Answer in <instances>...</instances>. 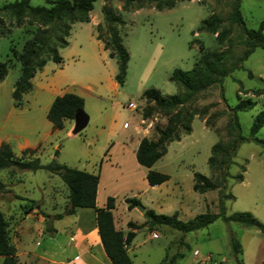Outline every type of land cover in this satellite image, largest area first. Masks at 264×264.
Segmentation results:
<instances>
[{
    "label": "rangeland",
    "instance_id": "obj_1",
    "mask_svg": "<svg viewBox=\"0 0 264 264\" xmlns=\"http://www.w3.org/2000/svg\"><path fill=\"white\" fill-rule=\"evenodd\" d=\"M13 1L0 0V5ZM29 1L33 6L46 5L45 0ZM233 1L191 0L178 2L173 8L161 11L151 5L135 11H123V0H107V4L125 21L118 29L122 44L129 54L124 84L113 87L117 66L115 60L103 50L102 44L96 42L94 27L100 24L104 29V24L101 12L103 1L95 0L89 12L90 21L71 25L68 45L60 48L63 63L48 61L45 69L36 72L35 79H32L33 88L22 97L21 108L13 106L11 96L14 82L20 75L18 56L38 23L34 21L29 24L26 21L16 27L9 12L0 11L4 21V33L0 35V61L9 65L8 74L0 82V118L8 120V123H12L16 115L24 119L31 118L30 124L35 125V129L33 127L31 130L32 136L28 134L29 129L23 130V133L42 144L27 157L37 156L41 163L55 159L58 163L97 174L102 165V189L97 202L105 205L106 198L113 197L115 206L112 215L115 220L136 222L139 225L133 238V247L128 251L133 264H159L166 255L170 257L174 253L183 254L178 264H202L193 255V250H198L201 255L211 254L210 264H264V235L253 227L216 219L205 228L187 233L164 225L148 229L142 222L149 219L136 207L128 209L125 202V198L137 197L145 209L150 202L158 203L161 214L166 215L174 212L168 210L169 201L183 200L194 204L195 211L199 212L181 216L179 219L183 221L206 211V206L197 203L199 197L201 202L205 198L209 210L216 213L217 190L208 191L203 196L194 192L191 187L192 173L199 172L217 181L220 166L210 168L207 163L211 147L214 144L230 147L234 134L229 126V108L234 107L238 99L250 98L256 102L253 108L236 112L240 135L247 140L238 145L227 169L224 193H230L234 198L225 200L224 206L226 215L248 211L264 223V126L255 134L261 143L250 136L253 118L264 110V94H253L255 89L264 88V49L256 47L244 61H239L245 50V28L257 29L259 22L264 20V0H240L243 26L230 25L227 21ZM211 13L222 18L217 32L224 28L230 30L227 39L221 44L216 43L215 34L200 30L201 21ZM262 34L264 37V30ZM200 46L203 51H226L227 64H240L241 68L234 69L223 79L224 101L219 86L212 85L188 105L195 112L191 132L182 135L179 141L170 142L165 155L151 167L152 170L169 175V180L159 187H150L145 179L147 170L137 167L132 149L137 138H156L155 127L165 126L168 114L157 111L144 122H139L145 106L141 95L149 88L159 90L162 95L176 94L178 87L169 77L175 68L191 69L201 53ZM42 71L53 82V93L56 95L66 91L83 98V110L89 119L78 134L71 133L73 121L62 129L53 130L47 120L46 105L51 96L40 88L42 81L38 78L42 76ZM129 102L137 105L136 110L127 107ZM138 124L141 127L137 132ZM51 129L53 131L49 133ZM14 153L17 157L21 156V151ZM108 157L109 164L106 163ZM238 174L243 175L242 182L235 181L234 176ZM0 180L3 183L0 210L8 221L11 242L18 237V222L27 214H30L26 219L30 221V226L39 224L35 228L36 233L41 230L45 234L38 238V250L42 252L54 233L45 231L46 218L58 229L70 225V220H90L82 213L91 215L93 211L88 208L79 209V213L74 215L63 214L67 206L68 189L56 174L44 170L17 169L10 175L8 169H4L0 170ZM190 192L195 194V198H189ZM30 199L35 204L26 213ZM56 214L63 216L55 219ZM151 233H156L157 237L153 238ZM231 235L242 248V254L236 259L229 246ZM24 242L26 245L25 237Z\"/></svg>",
    "mask_w": 264,
    "mask_h": 264
},
{
    "label": "trees",
    "instance_id": "obj_2",
    "mask_svg": "<svg viewBox=\"0 0 264 264\" xmlns=\"http://www.w3.org/2000/svg\"><path fill=\"white\" fill-rule=\"evenodd\" d=\"M95 0H45L46 5L30 4L29 0H15L13 2L0 5V11L6 10L14 18L16 27L23 25L26 21L32 24L38 23L37 29L32 31L33 35L27 39L18 56L20 64V75L14 82L11 93L12 102L15 107L22 106L23 94L28 93L33 88L32 79L36 72L41 70L48 61L62 64L63 59L59 54V49L68 45L71 25L76 22L87 23L90 21L89 12L93 9ZM101 6L102 20L104 29L100 24L95 25V38L102 44L103 50L116 62L117 71L114 75L116 83L120 86L124 84L129 54L122 44V38L119 35V26L125 24V21L119 14L107 4V0H102ZM191 0H123V11H135L148 5L156 10L173 8L178 2H187ZM27 19V20H26ZM230 25L236 24L243 26L244 21L240 12V0H234L231 11L227 17ZM222 18L211 13L207 18L201 21L200 30L215 34L216 43L221 44L227 39L230 30L222 29ZM264 20L259 22L257 29L245 28L244 45L245 50L239 61H244L256 47L264 49ZM4 33V21L0 17V35ZM201 52L189 70L175 68L169 80L178 87V92L173 95H162L159 90L149 88L143 91L141 98L145 106L141 112V119L150 117L154 112L164 111L168 114L165 126L155 127L156 138L150 139L142 137L139 140L135 151L136 162L145 167L147 172L145 179L150 186L160 185L169 179V175L151 169V166L167 152V146L172 141H179L182 135L191 132V122L195 115L188 105L202 91L212 85H218L221 99L224 101L222 82L234 69L241 68L240 64L234 63L232 66L227 64L226 51L206 50L200 46ZM8 63L0 61V82L8 74ZM249 75L250 72L248 73ZM253 94L260 96L264 94V88H258ZM256 104L250 98L238 99L234 107L229 108L231 119L229 126L233 130V139L230 147H223L214 144L211 147V155L208 158L210 168L220 166L217 181L202 175L199 172L192 173V190L199 194H204L211 190H217L218 211L212 213L206 204V211L195 215L193 218L182 221L178 218V212L174 211L170 215L156 213L153 209L146 208L143 215L148 218L146 224L148 229L157 226H168L181 233L196 231L207 227L216 219L224 222H235L244 227H253L264 235V223L256 219L250 212H234L230 215L225 214L224 202L227 199H233L232 194L224 193L226 188L227 169L232 163L238 145L247 140L240 135L237 111H246ZM84 100L81 96L74 93L65 92L57 95L51 102L46 118L52 124L53 129L64 128L66 120H72L76 111L83 110ZM207 120L205 124L207 126ZM264 126V110L259 111L252 120L250 127L251 139L256 142H262L255 137L258 130ZM57 152V151H56ZM33 153V149L21 151V156L17 157L12 151L10 145L2 142L0 145V170L8 169V173L13 175L15 170H44L51 174H56L68 189L67 206L64 215H74L79 208L92 209L95 213V222L102 247L111 264H133L127 253V247L135 237L139 225L134 222H127L128 230L123 232L116 229L113 223L112 210L114 209V198L108 196L105 205L96 208V190L99 181V174L76 169L63 163H58L55 159L47 163H41L37 156L27 157V154ZM222 153L223 156L220 154ZM243 172L245 171L244 168ZM235 181L242 182L243 175L234 176ZM3 189V183L0 180V191ZM127 208L131 209L140 200L137 197L125 198ZM26 213L33 208L35 201L30 199ZM63 214H56L55 219H61ZM46 216V215H45ZM45 231L53 233L55 228L50 220H45ZM231 253L237 258L242 254L240 243L231 235L229 239ZM0 264H20L16 247L11 242L8 232V221L0 210ZM183 257L182 253H174L172 256L166 255L159 264H178V260ZM237 261V260H236Z\"/></svg>",
    "mask_w": 264,
    "mask_h": 264
},
{
    "label": "crops",
    "instance_id": "obj_3",
    "mask_svg": "<svg viewBox=\"0 0 264 264\" xmlns=\"http://www.w3.org/2000/svg\"><path fill=\"white\" fill-rule=\"evenodd\" d=\"M96 42L98 43V40ZM60 50L61 49H59V53H61ZM45 67L46 65L42 69H45ZM40 75H42L38 78L40 81H42V84H40V88L44 89V91L47 93L48 96L49 95L51 96L49 97L48 104L46 105V113H47V110L51 102L53 101L54 97H56L57 95L56 93H53L54 92L53 86H52L53 82L49 81L48 74L42 71ZM35 77L36 76H34L33 79H35ZM116 84H117L116 82H112L113 87H116ZM65 92L62 91L59 95H62ZM15 108H21V107H15ZM30 119L31 118L24 119L21 116L16 115L12 123H8V120L6 121L5 119L0 118V145L2 142L8 143L13 152L22 151L25 149H35L38 146H40L42 144L41 141L36 140V139L34 140L31 137H28L27 135L23 133V130L29 129L30 132L28 134L32 136L31 130H33V127L35 129V125L30 124L31 123ZM144 121L145 120L140 119L139 122H144ZM67 123H72V120H66L64 125H66ZM140 127H141L140 124H138V126L136 127L137 132ZM53 130L51 129L49 133L52 132ZM139 140L140 139L137 138V140L134 143V147L132 149V152L134 153V155H135V151L138 146ZM106 163L108 164L110 163L109 157L107 158ZM137 167L139 168L143 166L137 163ZM143 168L147 170L145 167ZM101 171H102V165L100 168L99 181H98L97 190H96V202H95L96 208H101L104 206L103 203L99 204L97 202L98 195L102 189ZM167 181L163 182L162 184L166 183ZM192 183H193V180L191 181V187H192ZM162 184L150 186V187H159ZM146 189H149V188L147 187ZM204 194H200V196L201 195L203 196ZM188 195H189V198H195V194L191 192ZM197 203L202 204V206H205L206 199L204 198L203 201L201 202L200 198L198 197ZM167 204L169 206L168 210L178 212V218H180L181 216H190L188 214H192V212H199V211H195L196 208L194 204H190L183 200H180V201L176 200V202L169 201ZM146 206L150 209H153L156 213L162 212L161 206L158 205V203L153 204L152 202H150V205H146ZM79 209H82V208H79ZM79 209L76 210V214L79 213L80 211ZM82 213L88 216L90 220H70V225H67L66 227H63L61 229L54 227L55 231L53 235L51 236V238H49V242H47L44 245L45 247H43V252L38 250L40 246V242L38 238L44 237L45 234L42 233L41 230L40 232L37 231L36 233L37 229L35 228H38L39 224L37 223L36 226H33V227L30 226L29 225L30 221L28 222V220H26L27 217L30 216V214H27L23 220H20L18 222V225H17L18 237L16 236L12 240V243L16 247V252H17V256H18L20 264H111V261L108 259V257L106 256L104 252L102 243L98 235V230H97L96 222L94 219L95 217L94 211L92 212L91 215H88L87 212H82ZM197 214L199 213H196L195 215ZM183 221H186V220H183ZM127 222L129 221L125 222L123 220H115V218L113 217L114 227L116 229L122 230L123 232H126L128 230ZM142 223L144 224V227L147 228L146 220L145 222H142ZM151 236H152V233H151ZM24 237L27 238L26 245L24 244L25 243ZM156 237H153V238H156ZM28 242L30 244H33V246L32 245L30 246ZM19 243H22V245L20 246ZM132 247H133V240L130 243V245L127 247V253L129 249H131ZM48 250H53V252L48 251ZM1 261H2V257H0V263Z\"/></svg>",
    "mask_w": 264,
    "mask_h": 264
},
{
    "label": "water",
    "instance_id": "obj_4",
    "mask_svg": "<svg viewBox=\"0 0 264 264\" xmlns=\"http://www.w3.org/2000/svg\"><path fill=\"white\" fill-rule=\"evenodd\" d=\"M88 115L84 112V110L76 111L73 115V128L71 130V133L73 135L78 134L80 131L84 129V127L88 123ZM140 212L145 211V207L141 204H137L135 206Z\"/></svg>",
    "mask_w": 264,
    "mask_h": 264
},
{
    "label": "built area",
    "instance_id": "obj_5",
    "mask_svg": "<svg viewBox=\"0 0 264 264\" xmlns=\"http://www.w3.org/2000/svg\"><path fill=\"white\" fill-rule=\"evenodd\" d=\"M127 107L130 108V109L136 110L137 105L135 103H133V102H129L127 104ZM152 236L156 237L157 234L156 233H152ZM193 255L198 259L199 263L210 264L212 262L211 254L201 255L198 250H193Z\"/></svg>",
    "mask_w": 264,
    "mask_h": 264
}]
</instances>
